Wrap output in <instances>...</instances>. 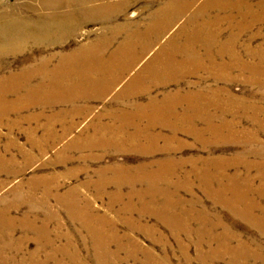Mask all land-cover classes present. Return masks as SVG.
<instances>
[{
  "label": "rangeland",
  "instance_id": "rangeland-1",
  "mask_svg": "<svg viewBox=\"0 0 264 264\" xmlns=\"http://www.w3.org/2000/svg\"><path fill=\"white\" fill-rule=\"evenodd\" d=\"M262 64L264 0H0V264H264Z\"/></svg>",
  "mask_w": 264,
  "mask_h": 264
},
{
  "label": "bare ground",
  "instance_id": "bare-ground-1",
  "mask_svg": "<svg viewBox=\"0 0 264 264\" xmlns=\"http://www.w3.org/2000/svg\"><path fill=\"white\" fill-rule=\"evenodd\" d=\"M203 23V22H202ZM251 25V24H250ZM85 51V50H83ZM79 54L82 55L81 51H79ZM75 56V55H73ZM263 61V59H262ZM202 66V64L200 65ZM249 67V66H247ZM259 67H251L248 69V73H249V77H248V81L251 82L252 84H261V82H264V64H262L260 66V69H258ZM89 69V68H88ZM242 72V71H241ZM216 75V74H215ZM247 75V74H246ZM160 79V78H159ZM240 79V78H239ZM219 81V80H218ZM260 82V83H259ZM264 84V83H263ZM248 117V116H247ZM264 118V117H263ZM248 119H250V121L252 120H256L255 117L253 115L249 116ZM264 122V121H263ZM261 125V129L263 130L264 128V123H260ZM220 127V126H219ZM215 128V127H214ZM226 129V128H225ZM224 130V128H221L219 131L218 130H213V128L210 129H206V131H208L210 134H213V136H218L217 134L222 133V131ZM202 132V131H201ZM226 134V133H225ZM201 136V134H199ZM199 136V137H200ZM253 136V135H252ZM224 137V136H223ZM216 138V137H215ZM222 138V137H221ZM233 139V138H232ZM259 150V149H258ZM257 153V152H256ZM258 155V154H257ZM72 212V211H71ZM105 241V240H104Z\"/></svg>",
  "mask_w": 264,
  "mask_h": 264
}]
</instances>
